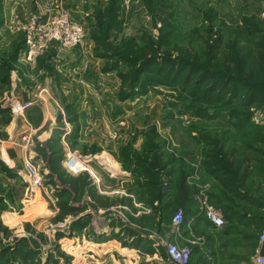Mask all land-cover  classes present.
<instances>
[{
    "label": "rangeland",
    "instance_id": "obj_1",
    "mask_svg": "<svg viewBox=\"0 0 264 264\" xmlns=\"http://www.w3.org/2000/svg\"><path fill=\"white\" fill-rule=\"evenodd\" d=\"M109 1L0 0V66L8 71L10 82L9 87L0 83V107L9 108L10 123H17L16 131L9 136L10 123L4 126L0 116V134H7L6 140L0 139V161L9 168L4 147L20 148L24 158L31 156L39 144H44L43 132L50 134V138L60 136L62 167L66 174L85 175L99 195L109 198V203L127 198L132 201V209L117 203L94 210L86 194L69 200L79 209L76 216L55 222L59 212L55 193L62 186L59 182L55 186L46 184L49 182L44 181L42 173L48 172V165L36 156L28 159L26 167H19L17 163L10 167L15 176L12 179L0 171V188L5 191L0 197L8 192L13 197L7 210L0 213L3 225L10 231L8 236L0 233V247L32 237L39 243L42 264H47L50 256L56 264H146L148 260L139 251L137 254L128 252L113 241L104 245L93 241L102 237L113 239L112 232L128 229L149 240L154 249L162 247L166 251L165 242L179 249H190L188 264H193L191 259L198 256L192 254L190 237L177 242L169 236L171 224L153 229L146 222L139 226L131 221V218L148 216L150 209L146 205V191L135 185L132 165L128 161L123 164L120 151L129 147L131 155L138 154L154 140L166 157L174 159L176 170L184 171L189 183L198 190L192 210L198 212V198H205L210 207L221 211L224 230L219 236L224 239L219 242L218 257H238V261L252 264L259 237L264 234V203L260 201L259 207L247 206L248 210L238 215L245 214V218L225 217L212 198L219 197V185L204 172L202 165L210 140L237 150L250 147L264 152V109L254 112L250 121H246L238 103L225 106L215 94L211 98L202 97L201 91L192 85L181 90L180 85H170L162 75L156 74L146 76L153 80L147 94H142L139 88L134 91L126 88L124 92L130 93L129 98H123L117 74L126 73L127 69L122 64L117 70L107 72L106 65L110 62L94 54L90 40L93 14ZM115 2L120 8L123 32L114 35V42L122 37H134L140 42L146 37L156 38L161 29V33L167 35L168 46L202 50L206 30L219 32L223 43L236 40L249 44L253 41V27L264 29V0ZM69 25L80 26L82 31L83 36L76 45L62 46L50 39L55 29L64 31ZM27 38L44 45L32 61L22 59ZM65 105L70 106L79 123L78 146L74 149L65 138L72 132ZM58 115H62L59 120ZM40 122L44 124L43 129L34 132ZM93 145L101 152L84 155L83 147L89 150ZM103 151H112L113 163L105 162ZM24 167L26 176L22 174ZM28 167L40 177L41 186L34 184ZM252 177L261 184L258 175ZM257 193L264 199V185H260ZM82 219L88 222V230L72 239H57L59 232L68 235L70 225ZM25 224L30 225L33 234L25 231ZM182 224L183 216L180 229ZM262 250L264 252V241Z\"/></svg>",
    "mask_w": 264,
    "mask_h": 264
},
{
    "label": "trees",
    "instance_id": "obj_2",
    "mask_svg": "<svg viewBox=\"0 0 264 264\" xmlns=\"http://www.w3.org/2000/svg\"><path fill=\"white\" fill-rule=\"evenodd\" d=\"M120 16V8L117 7L115 0H110L106 5L97 8L93 14L90 40L94 44V54L111 63L106 65L107 72L117 70L122 64L127 69L126 73L117 74L121 85L119 91L123 98H129L130 93L124 92L126 88L131 91L139 88L142 94H147L153 80L146 76L156 74L162 75L165 82L170 85H180L181 90L192 85L201 91L202 97L211 98L215 94L225 106L238 103L243 109L242 116L246 121H250L254 112L263 111L264 29L254 26L253 41L249 44L236 40L223 43L219 32L209 29L205 33V47L202 50H195L188 46H168L167 35L161 33V29L156 38L150 36L140 42L134 37H122L118 42H114V35L123 32ZM0 83L6 87L10 84L8 71L1 66ZM64 111L68 123L72 126L71 134L65 138L69 139L70 148L74 149L78 146L80 130L77 115L71 113L68 105L64 106ZM69 115L72 117L68 118ZM0 116L3 125H9L10 109L0 107ZM61 118L62 115H58V120ZM0 139L6 140L7 134L1 133ZM83 148L84 155L101 152V149L94 145L89 150ZM35 153L37 159L48 165V172L42 173L44 181L49 182L46 184L55 186L56 182H59L62 186L55 193L56 207L59 211L55 222H63L69 216H76L79 209L72 206L69 200L71 197L82 198L86 194L92 201L94 210L105 209L117 203L132 209V201L127 198L109 203V198L99 195L85 175L66 174L62 167L63 147L60 136L53 135L44 145L39 144L35 148ZM120 159L123 164L127 161L131 163V172L136 178L135 185L146 191V205L150 209L148 216L131 218V221L139 226L146 222L153 229L159 225L165 228L163 224H171L172 217L177 212H182V227L191 223L197 214V211L192 210V202L198 190L189 183L184 171L176 170L174 159L166 157L158 143L153 140L141 153L132 155L129 147H125L120 151ZM202 166L204 172L219 185V197L212 198L216 199L217 207L222 210L225 217L236 219L240 212L248 210L247 206L259 207L264 203V199L257 196L260 185H264V152L261 150L250 147L237 150L226 147L219 141L210 140ZM0 171L8 178L15 177L1 161ZM254 174L259 176L261 184L252 180ZM3 192L5 191L0 188V193ZM12 202L13 197L9 192L5 197H0V213L6 211L7 204ZM242 217L245 218L246 215L242 214L239 218ZM88 227L86 220L73 222L69 227L70 233L65 235L66 233L59 232L57 239H72L81 231L88 230ZM25 231L29 234L34 233L29 224H25ZM9 232L0 219V233L8 236ZM111 234L123 247L138 250L141 255L152 256L158 251L164 263L168 264L164 248L154 249L149 240L141 238L133 231L123 229L120 233ZM107 240L102 237L93 241L102 243ZM38 248L39 243L32 237L17 240L11 246H1L0 264H42ZM46 262L56 264L51 256Z\"/></svg>",
    "mask_w": 264,
    "mask_h": 264
},
{
    "label": "crops",
    "instance_id": "obj_3",
    "mask_svg": "<svg viewBox=\"0 0 264 264\" xmlns=\"http://www.w3.org/2000/svg\"><path fill=\"white\" fill-rule=\"evenodd\" d=\"M15 122L16 121H13L12 123H10L9 128L11 129L10 130L8 129L7 131L9 136L12 135L16 131L17 123ZM19 122L20 121L18 120V123ZM43 127H44V124H41L40 122V124L36 127V129H34V132H36L38 128L40 130L43 129ZM43 133H44L43 135H45L44 137V141H45L44 144H45L50 139L49 137L50 134H48L47 132H43ZM7 148L8 149L4 147V155L6 159L8 160V162L10 161L8 165L9 168L14 167L15 163L19 164V167L21 165H24L26 167L27 163L29 164L28 159L30 160L36 157V153L34 152V150L31 152V156L29 157L25 156L23 158L22 154L20 153L21 151L20 148H14V147L12 148L7 147ZM103 154L105 155L104 156L105 162L109 164L113 163L112 157H111L112 151H110L109 153L107 151H103ZM13 156H16V157H13ZM25 167L22 170L23 176H26ZM222 230H224V227L216 228L203 215L195 214V217L193 220H191L190 224L187 223L186 226L184 227L181 226L179 234L176 236H170V237L173 238L175 241L177 240V242L183 241V237H190V241L193 245L192 254H197L198 256L197 259L195 260L191 259L193 264L194 263L195 264H230L233 261L238 262V264H244V261L237 260L238 257H233V258L218 257L217 248L219 246V242H223V239H224L223 237L219 236ZM111 241L116 242L120 248L126 249L128 252L136 253V254L138 253L137 252L138 250L123 247L120 244V242H118L115 239H108L107 241L102 242V245L109 243ZM126 241H129V239H126ZM212 248L214 250H212ZM114 249L118 251L116 247H114ZM221 250H226V249L221 248ZM136 256L139 258L138 255ZM145 257H146V261L148 260L146 264H165L164 259L161 257L158 251L154 253L152 256L145 255Z\"/></svg>",
    "mask_w": 264,
    "mask_h": 264
},
{
    "label": "built area",
    "instance_id": "obj_4",
    "mask_svg": "<svg viewBox=\"0 0 264 264\" xmlns=\"http://www.w3.org/2000/svg\"><path fill=\"white\" fill-rule=\"evenodd\" d=\"M82 31L80 26H66L64 31L56 30L53 31L51 40L58 42L62 46H71L76 45L82 38ZM44 45L40 42L38 43L36 40H32L27 38L26 40V49L23 53V58L26 60L32 61L39 50H42ZM23 110V108L21 107ZM17 111V109H16ZM14 110V112H16ZM69 160L68 162H71ZM28 171L30 172V177L32 178L35 185L41 186L42 181L38 175L35 174L33 168L28 167ZM32 173V175H31ZM46 173V172H45ZM198 212L197 214L203 215L214 227L222 228L224 227V219L220 213V211L210 207L205 198H198ZM182 212H177L171 219V228L169 232V236H176L179 233V225L182 223ZM264 241V234L259 237V245L256 249V253L252 258V264H264V252L262 250V243ZM163 245V243H160ZM165 249L168 256L167 263L168 264H188L190 257V249L183 248L179 249L176 245L165 242Z\"/></svg>",
    "mask_w": 264,
    "mask_h": 264
}]
</instances>
